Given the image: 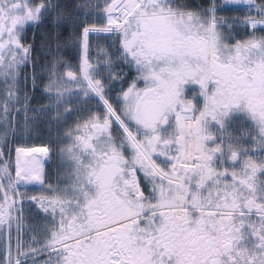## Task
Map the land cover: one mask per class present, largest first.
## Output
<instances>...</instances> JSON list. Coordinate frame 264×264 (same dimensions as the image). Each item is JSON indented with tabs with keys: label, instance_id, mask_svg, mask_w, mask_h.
<instances>
[{
	"label": "snow or ice",
	"instance_id": "6c2138e0",
	"mask_svg": "<svg viewBox=\"0 0 264 264\" xmlns=\"http://www.w3.org/2000/svg\"><path fill=\"white\" fill-rule=\"evenodd\" d=\"M0 264H264V0H0Z\"/></svg>",
	"mask_w": 264,
	"mask_h": 264
},
{
	"label": "rangeland",
	"instance_id": "374dc122",
	"mask_svg": "<svg viewBox=\"0 0 264 264\" xmlns=\"http://www.w3.org/2000/svg\"><path fill=\"white\" fill-rule=\"evenodd\" d=\"M69 2H75V0H69ZM56 133L55 131L52 132V136L55 137ZM43 136L45 137V140L44 142L47 143V136H48V133L46 130L43 131ZM28 146L30 147H38V146H41V142L39 140H35V139H32V140H29L28 141ZM51 166V167H50ZM46 168L48 170L51 171L52 175H53V179H55V172H56V167L54 166V163L50 164V165H46ZM37 189H32V191H36Z\"/></svg>",
	"mask_w": 264,
	"mask_h": 264
},
{
	"label": "trees",
	"instance_id": "16d2710c",
	"mask_svg": "<svg viewBox=\"0 0 264 264\" xmlns=\"http://www.w3.org/2000/svg\"><path fill=\"white\" fill-rule=\"evenodd\" d=\"M28 38H29V41L31 42V40H32V33L31 32H29ZM40 42H41V35H40V32L37 31L36 32V37H35V44H38Z\"/></svg>",
	"mask_w": 264,
	"mask_h": 264
},
{
	"label": "flooded vegetation",
	"instance_id": "af4514ba",
	"mask_svg": "<svg viewBox=\"0 0 264 264\" xmlns=\"http://www.w3.org/2000/svg\"><path fill=\"white\" fill-rule=\"evenodd\" d=\"M41 43V42H40ZM40 43H38V44H36V46H37V48H39V45H40ZM54 166H55V162H54ZM51 167V166H50ZM30 194H32V195H36V194H39L38 193V190H36V191H30Z\"/></svg>",
	"mask_w": 264,
	"mask_h": 264
},
{
	"label": "bare ground",
	"instance_id": "6f19581e",
	"mask_svg": "<svg viewBox=\"0 0 264 264\" xmlns=\"http://www.w3.org/2000/svg\"><path fill=\"white\" fill-rule=\"evenodd\" d=\"M38 147H40V146H38Z\"/></svg>",
	"mask_w": 264,
	"mask_h": 264
}]
</instances>
